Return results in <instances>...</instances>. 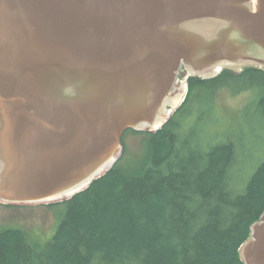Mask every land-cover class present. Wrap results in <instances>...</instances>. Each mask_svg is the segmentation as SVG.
<instances>
[{
	"label": "water",
	"instance_id": "water-1",
	"mask_svg": "<svg viewBox=\"0 0 264 264\" xmlns=\"http://www.w3.org/2000/svg\"><path fill=\"white\" fill-rule=\"evenodd\" d=\"M247 68L264 70V0H0V204L69 201L190 78ZM239 254L264 264V214Z\"/></svg>",
	"mask_w": 264,
	"mask_h": 264
},
{
	"label": "trees",
	"instance_id": "trees-1",
	"mask_svg": "<svg viewBox=\"0 0 264 264\" xmlns=\"http://www.w3.org/2000/svg\"><path fill=\"white\" fill-rule=\"evenodd\" d=\"M222 86L235 95L255 91L244 119L264 122V70L190 78L182 106L161 130L145 134L150 159L142 174L118 163L58 203L65 214L43 247L21 229L3 231L0 264H244L239 249L264 214V152L246 145L243 158V134L213 133ZM195 107L200 119L192 126ZM205 117L214 128L204 133Z\"/></svg>",
	"mask_w": 264,
	"mask_h": 264
},
{
	"label": "rangeland",
	"instance_id": "rangeland-1",
	"mask_svg": "<svg viewBox=\"0 0 264 264\" xmlns=\"http://www.w3.org/2000/svg\"><path fill=\"white\" fill-rule=\"evenodd\" d=\"M241 71V69H238ZM216 103L218 115L216 128L212 127L211 121L205 117L202 127L205 130L214 128L213 133H230L236 139L240 135L245 136V147L242 157L244 158L246 145L250 150L256 153L264 152V122L257 119L253 126L251 122L246 121L244 112L255 99V91H244L237 95L233 93L231 88L227 86L218 87L216 92ZM194 114L189 119V125L196 124L200 119L198 110L194 108ZM219 116V117H218ZM212 116L210 117V119ZM249 124V127H247ZM209 132H212L211 130ZM254 135L256 137L254 138ZM241 138V137H240ZM125 152L119 162V167L128 174H142L149 163L150 159V144L149 136L145 134L128 133L123 138ZM262 157V154L255 156ZM261 159V158H260ZM52 205V204H51ZM51 205H5L0 204V233L8 229H21L25 231L29 240L36 246L43 247L51 240L61 223L65 214V209L60 204L57 206Z\"/></svg>",
	"mask_w": 264,
	"mask_h": 264
},
{
	"label": "bare ground",
	"instance_id": "bare-ground-1",
	"mask_svg": "<svg viewBox=\"0 0 264 264\" xmlns=\"http://www.w3.org/2000/svg\"><path fill=\"white\" fill-rule=\"evenodd\" d=\"M183 98H177L175 101H174V104H173V108L176 109L180 103L182 102Z\"/></svg>",
	"mask_w": 264,
	"mask_h": 264
}]
</instances>
